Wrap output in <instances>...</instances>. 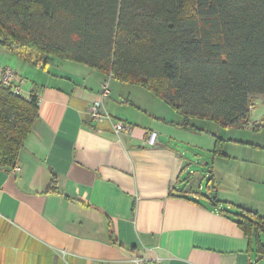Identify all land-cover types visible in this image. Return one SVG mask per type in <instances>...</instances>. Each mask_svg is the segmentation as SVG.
Returning a JSON list of instances; mask_svg holds the SVG:
<instances>
[{"label":"crops","instance_id":"1","mask_svg":"<svg viewBox=\"0 0 264 264\" xmlns=\"http://www.w3.org/2000/svg\"><path fill=\"white\" fill-rule=\"evenodd\" d=\"M0 67L21 75L24 97L34 90L38 98L19 169L0 167V264H264L232 213L264 216V185L250 184L264 176L228 168L233 184L246 182L238 197L242 188L248 198L235 206L219 196V125L193 119L204 131L183 129L152 91L115 77L105 116L91 121L87 107L107 74L55 56L40 68L1 46ZM118 121L131 131L115 133ZM150 133L154 145L145 142Z\"/></svg>","mask_w":264,"mask_h":264},{"label":"trees","instance_id":"2","mask_svg":"<svg viewBox=\"0 0 264 264\" xmlns=\"http://www.w3.org/2000/svg\"><path fill=\"white\" fill-rule=\"evenodd\" d=\"M0 46L40 68L55 56L141 85L183 129L204 131L193 119L246 127L251 97L264 95V0H0ZM37 118L34 90L0 83V167H16ZM212 136V154L227 156ZM240 208L235 222L264 255V216Z\"/></svg>","mask_w":264,"mask_h":264},{"label":"rangeland","instance_id":"3","mask_svg":"<svg viewBox=\"0 0 264 264\" xmlns=\"http://www.w3.org/2000/svg\"><path fill=\"white\" fill-rule=\"evenodd\" d=\"M21 73V72H20ZM23 84V82H22ZM21 84V87H22ZM23 90V89H22ZM250 109V124L246 127H221L219 126V137L223 138V153L227 156L219 157V172L222 175L219 176V196H225L228 202L239 205L241 202L246 203L248 198L244 189L241 188L242 197H238L239 186L244 185L246 182L243 180L241 183L236 182L233 184L227 177L226 172L228 168L235 167L236 170L247 171L249 169L256 173H262L264 176V95H257L251 97ZM260 123V127L255 129L252 123ZM214 156V155H213ZM229 158V159H227ZM214 159V158H213ZM211 156L208 161L211 162ZM212 166L209 167L210 170ZM225 171V172H224ZM225 176V179H224ZM209 176L202 181L203 191H206L207 184L209 182ZM238 179H241L239 177ZM254 188L261 190L264 185L263 181H253L250 183ZM235 187V188H234ZM226 192H232L234 195H228ZM236 193V194H235ZM232 206V204H229ZM232 210H238L237 207H233Z\"/></svg>","mask_w":264,"mask_h":264},{"label":"built area","instance_id":"4","mask_svg":"<svg viewBox=\"0 0 264 264\" xmlns=\"http://www.w3.org/2000/svg\"><path fill=\"white\" fill-rule=\"evenodd\" d=\"M114 77L112 73L107 74V79L104 80L101 90H100V100H96L92 103H90L87 107V115L88 118L91 119V121H98L99 119L103 118L105 116V113L103 111L102 107V98L108 95L109 88H108V78ZM23 82V79L21 75L15 71L12 68L9 67H0V83L5 85L6 87H9L12 92L14 93H20L22 94V87L21 84ZM108 118V117H106ZM132 126L130 124L124 123V122H113L112 129L115 133L119 132H130ZM155 133H150L148 137L145 139V142L149 145H154L156 140ZM15 170H18L19 168L16 166L14 167Z\"/></svg>","mask_w":264,"mask_h":264}]
</instances>
